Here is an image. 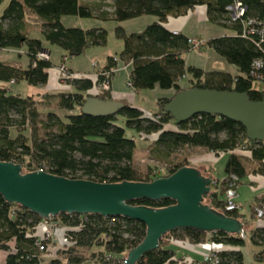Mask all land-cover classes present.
I'll return each instance as SVG.
<instances>
[{
    "label": "trees",
    "instance_id": "trees-1",
    "mask_svg": "<svg viewBox=\"0 0 264 264\" xmlns=\"http://www.w3.org/2000/svg\"><path fill=\"white\" fill-rule=\"evenodd\" d=\"M8 1L0 15V49L26 46L29 64L27 67L0 62V82L25 81L29 85L44 86L48 83L52 67L50 58L43 59L39 53L46 50L42 40L30 37L27 15L31 13L43 21L44 39L61 47L68 55L83 53L89 46L104 45L106 31L101 28L83 29L65 26L64 15L107 18L110 12L94 15L92 6L81 0H0ZM246 16L264 18V0H244ZM229 0H112L111 14L117 21L142 15H154L157 21L146 25L138 32L126 33L117 28V36L123 39V49L118 56H108L106 65L97 71L111 76L119 61L131 64L128 77L131 89L138 93L145 89H182L179 83L188 75L189 88L228 90L246 93L251 100H260L262 93L255 90V77L251 67L256 59L264 60V42L258 35L244 36L243 24L228 23L226 6ZM202 6L207 18L215 24L230 28L233 33L207 39L208 48L236 68L232 74L220 70H206L187 65L185 55L191 51L188 40L192 37L182 31H170L163 24L169 17H179ZM195 38V37H193ZM96 73V74H97ZM106 78L98 76L100 83ZM72 91L56 94L58 108L65 114L47 111L40 117L35 100L21 96L0 85V160L22 165L25 172L42 170L54 175L73 179H87L95 182L142 181L148 182L158 176L140 174L133 164L136 141L126 135V128L138 135H154L153 151L157 156L168 158L181 147H200L216 154H228L224 171L226 177L213 179L212 191L204 198L208 205L223 209L226 179L231 175L238 178V184L247 175L244 160L237 151H247L260 167L255 170L264 175V141L247 138L245 128L228 118L197 114L191 119L177 123L169 113L164 112L168 97L156 100L152 113L124 102L116 114L92 116L81 112L87 91L94 82L88 76L68 81ZM110 91L98 97L110 100ZM176 123L175 129L167 127L169 121ZM16 134L13 135L12 131ZM190 163L176 164L166 176ZM208 172V173H207ZM205 201V200H204ZM174 202L170 199L151 201L137 199L134 205L164 207ZM264 207V193L250 203V217L238 210L226 214L247 222L254 227L241 234L222 231L211 233L193 228L176 229L160 240L157 249L145 253L136 264H203L202 261H185L176 256L172 243L186 242L191 246H202L210 240L217 245H226L215 256L217 264H245L242 248L248 241L259 250L253 264H264V226H257V209ZM61 227L68 229L72 245L64 251L70 264H80L83 258L73 254L76 248L104 247V255L97 264H121L127 252L137 246L145 237L144 223L123 217H103L99 214L80 215L60 213L54 217ZM264 221V215L262 216ZM41 218L21 207L9 203L0 195V250L6 252L4 264H43L46 243L41 250L34 235ZM247 239V241H246ZM119 257V258H118ZM48 264H62L61 258L50 259ZM207 264V263H206Z\"/></svg>",
    "mask_w": 264,
    "mask_h": 264
},
{
    "label": "water",
    "instance_id": "water-1",
    "mask_svg": "<svg viewBox=\"0 0 264 264\" xmlns=\"http://www.w3.org/2000/svg\"><path fill=\"white\" fill-rule=\"evenodd\" d=\"M123 107L122 100L90 95L80 109L87 115L108 116ZM163 110L177 123L201 113L222 116L240 123L249 140L264 141V93L260 100H251L246 93L237 91L184 88L168 99ZM213 182L210 175L191 165L148 182H95L42 170L24 172L21 164L0 160V195L41 219L76 213L123 216L144 223V239L127 252L121 264H136L145 253L157 249L165 235L176 229L244 232L245 226L240 219L204 201ZM137 199H170L174 203L164 207L131 204Z\"/></svg>",
    "mask_w": 264,
    "mask_h": 264
},
{
    "label": "rangeland",
    "instance_id": "rangeland-1",
    "mask_svg": "<svg viewBox=\"0 0 264 264\" xmlns=\"http://www.w3.org/2000/svg\"><path fill=\"white\" fill-rule=\"evenodd\" d=\"M87 1L92 6V12L94 15H99L101 12H110L107 18H102L98 16L92 17H79V16H69L64 15L61 17V22L65 26H74L81 27L83 29H91V28H101L106 31V43L104 45H92L89 46L83 53L75 56L68 55L61 47L56 44H51L47 42L42 34L43 30V21L40 20L37 16L28 13V33L30 37H35L42 40L44 48L49 52V57L52 63V67L50 68V77L48 83L44 86H35L29 85L25 81L19 82H11L8 84L9 90L13 93L20 94L21 96H30L36 102V106L40 111V117H43L47 111H55L59 114H65V110L58 108L57 106V98L56 94L58 92H63L59 89L56 81V74L58 73L57 68L61 65H64L67 68L71 69H83L86 71H92L96 66L104 64L106 62L108 56H118L123 49V39L117 36V28L121 27L126 33L138 32L143 30V28L157 21V18L154 15H142L131 19H126L123 21H117L113 18L111 11V2L112 0H81ZM8 1L3 2L0 5V12L3 11V8L7 4ZM175 19H169L170 24H178L184 26L183 31L184 34L189 37H195L198 40H201V45H199L196 49L188 52L185 57L195 59L196 62H202L206 60V68L213 70L225 71L226 69L235 71V67L233 65L228 64L222 57H220L213 50H206L207 46L205 44L207 39L217 37L220 35H230L233 31L222 25H218L213 23L207 18L206 9L202 8H194L188 11L187 14L179 17H173ZM167 25V23H166ZM4 61H18L20 66L27 67L29 64V58L27 55L26 46L23 45L20 48H10V49H0V62ZM96 63L97 65H93ZM72 72V71H71ZM78 73V72H73ZM84 74V73H80ZM86 75V74H84ZM96 76V74H95ZM94 76V77H95ZM94 77L91 78L92 82H94ZM188 75L181 80L180 86L183 88H189L186 86L188 84ZM1 85V82H0ZM186 86V87H184ZM64 88V87H60ZM72 91L73 88L70 87ZM170 94H168V98H170L176 91L172 89L166 90ZM105 92V91H104ZM107 92V91H106ZM163 91L161 89H145L141 90L138 93H134L136 96V103H141V105L150 111L156 110V97L161 96ZM148 112V111H147ZM149 112V113H152ZM12 134L15 135L16 131L13 130ZM127 136H134L136 141V148L134 151L133 164L137 171L144 175H156L166 176L169 172V169L176 164H185L193 161L192 159H202L207 153L211 154V156H216L217 161L213 164L214 173L213 177L216 179H221L225 167V159L223 154L218 155L212 152H209L205 149H197V151L192 149L191 147H181L176 152L171 153V155L166 159L157 156L153 151L154 144V135L142 136L138 135L137 132L130 128H126ZM224 158V159H222ZM220 159H222L220 161ZM193 163V162H192ZM25 172V170H23ZM251 184L249 181H246V178L243 179V184L239 188V194L237 196V202L239 204V212L245 215L247 218L250 217V203L254 198V192L251 190ZM212 191V187H211ZM210 191V192H211ZM238 192V191H237ZM205 202L208 204L209 199L205 197ZM54 218V217H53ZM51 222L60 226L58 220L53 219ZM254 227V223L249 221L245 225V230L249 231ZM167 236V235H165ZM164 236V237H165ZM247 241V239H246ZM46 252L45 261L43 264H48L50 259L53 258H61L62 264H70L66 260V255L64 251H68L67 248L57 247V242H47L46 243ZM177 246L180 252H186L193 254V251L185 248L184 246L189 247L187 241L178 243ZM207 245H212L210 240L207 241L206 244L202 246H194L195 248L199 247L200 249L207 248ZM218 249L228 248L226 245H222L217 247ZM247 254L253 249V246L250 242H246L242 248ZM104 247L101 245L94 246L90 249L88 248H76L73 254L80 256L83 258L82 263L80 264H97V260L99 257L104 255ZM209 250H206L208 252ZM205 252V253H206ZM6 252L0 250V264H4ZM125 259V255H123ZM119 258V257H118ZM183 260L189 259L186 256L182 257ZM204 259V258H203ZM202 259V260H203ZM191 260V259H190Z\"/></svg>",
    "mask_w": 264,
    "mask_h": 264
},
{
    "label": "built area",
    "instance_id": "built-area-1",
    "mask_svg": "<svg viewBox=\"0 0 264 264\" xmlns=\"http://www.w3.org/2000/svg\"><path fill=\"white\" fill-rule=\"evenodd\" d=\"M198 8H202L199 6ZM205 10V8L203 7ZM226 11L228 15V23H235L240 21L243 24V35L244 36H253L258 35L260 40L264 42V18H254V17H245L246 16V4L244 0H229V4L226 6ZM189 45L191 46V50L196 49L199 45H201V40L197 38H190L188 40ZM39 57L43 59H49V52L44 50L39 53ZM97 65L96 63L93 64ZM251 75L255 77V90L264 93V60L256 59L254 60L251 67ZM50 69L49 77H50ZM58 73L56 74L55 83L62 91H71L69 84V80L75 78H85L87 75H82L80 73H73L71 70L64 65H61L57 68ZM98 76H104L106 79L102 82L98 83ZM110 77L108 72L99 71L94 77V85L93 87L87 91V95H97L99 96L104 91H110ZM126 86L130 87V83L126 82ZM180 86V83H179ZM188 86V85H186ZM184 86V87H186ZM64 87V88H60ZM181 87V86H180ZM182 88V87H181ZM184 89V88H183ZM214 153V152H212ZM216 154V153H215ZM223 154V153H221ZM221 154H217L221 155ZM238 178L235 175H231L228 179H226L225 193L223 196V209L220 210L223 213L232 212L239 210V204L237 202V188H238ZM264 215V207L257 209V226H264V221L262 220V216ZM53 217L49 219H41L42 221L37 226L34 235L36 236V244L39 248L43 249V243L47 242H57V247L69 248L72 245V242L69 240L67 235L68 229L61 226L54 225L51 220ZM241 236L245 238L244 232L241 233ZM208 252L204 253V259L202 260L203 264H217L218 258L215 256L216 252L219 251L217 247L222 245H217L212 243V245H208ZM185 261H191L190 259H185Z\"/></svg>",
    "mask_w": 264,
    "mask_h": 264
},
{
    "label": "crops",
    "instance_id": "crops-1",
    "mask_svg": "<svg viewBox=\"0 0 264 264\" xmlns=\"http://www.w3.org/2000/svg\"><path fill=\"white\" fill-rule=\"evenodd\" d=\"M2 12H0L1 15ZM171 17L168 18L167 20V25L166 23H164L163 25L169 29L170 31H183L184 26L182 25H178V24H170V20ZM172 19H175L172 17ZM222 36V35H220ZM189 37V36H188ZM211 50L210 48H206V50ZM185 61L187 65H191L194 67H197L199 69H206L208 70L205 66H206V60L200 62H196L195 59L192 58H186L185 57ZM5 63L11 64V65H18L20 66L18 61H4ZM106 65V62H104V64L96 66V68H94V70L92 71H86L83 69H71L69 68L72 72H78V73H84L86 74L89 78H92L95 76V74L97 73V71L101 68H104ZM209 70H213V69H209ZM226 72H230L232 74L236 73V68L235 71L226 69ZM131 72V64H123V62L119 61L117 64L116 69L114 70L112 76H111V86H110V92L109 94L111 95L112 99H116V100H122V101H126L130 104H134L140 108H142L144 111H148V112H152L150 110L145 109L141 103H138L139 105H137V101H136V96L134 94V91L126 86V82L128 80L129 74ZM11 82H8L6 84L1 83V85H7L10 84ZM188 85V84H187ZM155 89H160L157 86L155 87ZM162 90V89H161ZM173 90V89H172ZM163 92L160 93L162 94L161 96L156 97V100L158 98H162V97H168V94H170L168 91L166 90H162ZM174 91V90H173ZM167 127L170 129H175L176 128V123L174 121H169L167 124ZM192 149H194V151L197 149H202L200 147H191ZM210 152V151H209ZM237 154L239 156H241L244 160V163L246 164V168H247V175L245 177H243L240 181V184L238 185L237 191L239 194V188L241 187V185L243 184V179L246 178V181H249V184H251V190L254 192V198H256L257 196H260L261 194L264 193V175H261L260 172L255 171L260 167V164L258 162H255L252 160V158L250 157L249 153L247 151H237ZM225 159V163L227 161V156L228 154H223ZM222 158V159H224ZM220 159V161L222 160ZM193 161L190 162L191 166L197 167L199 168L202 172H206L209 169H211V171L209 172V174L213 177V171H214V166L213 164L217 161L216 156H211V154L208 153L202 158V159H192ZM193 162V163H192ZM264 165V161L262 162ZM208 173V172H207ZM226 177V173L224 172L221 179H216L218 181L223 180ZM214 178V177H213ZM253 198V200H254ZM252 202V201H251ZM174 246H178V243H172ZM184 246L185 248L193 251V254H195L194 256L189 253L186 252H180V250H178V248L176 249V256L177 257H184L186 256L187 258L191 259L192 261H202V259L204 258V253L206 252L207 248L209 247L207 245V248L205 249H200L199 247L195 248L194 246L188 245ZM259 250L258 247H254L250 252H247V254H245L244 250L242 249V252L244 254V261L245 264H253L254 263V255L256 254V252Z\"/></svg>",
    "mask_w": 264,
    "mask_h": 264
}]
</instances>
